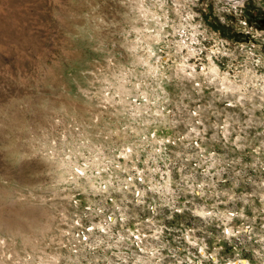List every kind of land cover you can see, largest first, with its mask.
Segmentation results:
<instances>
[{
    "label": "rangeland",
    "instance_id": "obj_1",
    "mask_svg": "<svg viewBox=\"0 0 264 264\" xmlns=\"http://www.w3.org/2000/svg\"><path fill=\"white\" fill-rule=\"evenodd\" d=\"M0 264H264V0H0Z\"/></svg>",
    "mask_w": 264,
    "mask_h": 264
}]
</instances>
